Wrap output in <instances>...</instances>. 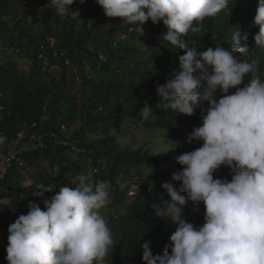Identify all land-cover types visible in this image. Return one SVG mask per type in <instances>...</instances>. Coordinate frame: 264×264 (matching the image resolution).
<instances>
[{
	"label": "trees",
	"instance_id": "16d2710c",
	"mask_svg": "<svg viewBox=\"0 0 264 264\" xmlns=\"http://www.w3.org/2000/svg\"><path fill=\"white\" fill-rule=\"evenodd\" d=\"M257 3L229 0L226 10L205 18L200 31H189L184 39L199 50L216 43L228 48L233 29L247 32V55L264 74V47L254 41L259 31L253 24ZM71 7L79 10V18H61L50 0H0V135L7 137L0 157L10 150L26 162L18 167L12 161L0 179V224L9 211V220L4 221L8 226L27 214L29 202L44 208L42 198L32 195L39 191L36 186H64L83 174L92 182L110 184V202L100 212L117 243L105 264H144L141 245L151 241L152 253L162 254L175 231V225L154 215L151 205L160 202L159 193L167 194L161 185L181 165L148 147L134 149L120 142L121 125L128 119L162 129L173 138L170 148L177 149V155L198 147L199 141L188 143L187 137L190 127L202 123L200 108L189 116L156 107L161 99L157 85L166 82L185 50L163 39L162 21L153 24L149 19L142 33L119 17H107L96 0H75ZM145 100L154 113L141 122ZM20 131L25 137H18ZM32 134L42 140V147L33 148L39 140L35 142ZM21 169L28 171L29 184H24ZM134 171L148 191L128 202ZM145 171L152 172L144 176ZM174 183L178 189L180 182ZM191 207L189 201L184 218L199 227L203 222ZM7 244L0 247V264H8Z\"/></svg>",
	"mask_w": 264,
	"mask_h": 264
},
{
	"label": "clouds",
	"instance_id": "9594fccd",
	"mask_svg": "<svg viewBox=\"0 0 264 264\" xmlns=\"http://www.w3.org/2000/svg\"><path fill=\"white\" fill-rule=\"evenodd\" d=\"M74 2L50 0L61 18L77 19L79 10L71 7ZM96 2L107 17H119L142 33V25L149 19L153 24L163 22V39L185 51L166 82L157 85L161 99L156 107L189 116L200 108L202 123L190 127L187 137L188 143L200 144L179 155L175 149L173 158L167 155L181 169L162 183L167 194L159 193L160 202L151 205L154 215L175 225V231L162 254L152 253L151 241L141 245L144 264H264V74L247 55V32L233 29L228 48L216 43L199 50L184 39L189 31L199 32L205 18L226 10L229 0ZM253 24L259 28L255 45L264 47V0H258ZM153 113L145 100L141 122ZM129 123L134 128L155 129ZM61 128L65 132L63 125ZM6 139L0 135V146ZM132 174L128 202L138 199L141 191H148L138 174ZM175 181L180 182L178 189ZM36 188L39 191L32 195L42 198L44 208L29 202L27 214H20L5 228L9 233L8 264H105L117 243L100 212L110 202V184L92 182L81 174L64 186L41 183ZM46 192L54 194L45 198ZM151 192L152 188L150 197ZM189 201L203 222L199 227L184 218Z\"/></svg>",
	"mask_w": 264,
	"mask_h": 264
},
{
	"label": "rangeland",
	"instance_id": "374dc122",
	"mask_svg": "<svg viewBox=\"0 0 264 264\" xmlns=\"http://www.w3.org/2000/svg\"><path fill=\"white\" fill-rule=\"evenodd\" d=\"M139 96L140 94L135 96V101L139 98ZM121 128H123L124 133L120 136V142H124V144L126 145H132V148L134 149L147 145L148 148H150L151 150H155L161 157L170 155L173 158L175 156V151L170 148L172 139L170 137H166L162 130H155V129L144 130L140 127L134 128L129 123L128 119H126L122 123ZM13 145H15V143H13ZM161 151H167V152H161ZM44 166L46 167V164ZM17 170L18 169H15L14 172H16ZM21 173L24 179V184L25 185L29 184L31 182V179L28 176L29 174L28 171H26V169L25 170L21 169ZM6 177H9V175L7 174ZM22 201L18 203L20 204ZM4 202H6V200H4ZM11 213L12 211H9L7 212L5 216H3L4 218H3V221H1L2 225L0 224L1 225L0 231L5 229L3 226H8L4 224V221L9 220L8 216H10ZM0 237H1V234H0Z\"/></svg>",
	"mask_w": 264,
	"mask_h": 264
},
{
	"label": "built area",
	"instance_id": "2783aa9c",
	"mask_svg": "<svg viewBox=\"0 0 264 264\" xmlns=\"http://www.w3.org/2000/svg\"><path fill=\"white\" fill-rule=\"evenodd\" d=\"M25 132L24 131H20L18 134L19 138H23L25 137ZM31 138L36 142L37 140H39V142L33 146V148H37L42 147L43 143L42 140L36 136L35 134L31 135ZM14 161L16 162V164L20 167L25 166V161L22 158H19L17 156V153H15V151H8L5 155L0 157V179H2L4 177V175L8 172L10 166H11V162ZM8 229V228H7ZM7 229H5L2 233H1V237H0V247L3 246L4 244L8 243L7 237L9 235Z\"/></svg>",
	"mask_w": 264,
	"mask_h": 264
},
{
	"label": "crops",
	"instance_id": "0c3cea01",
	"mask_svg": "<svg viewBox=\"0 0 264 264\" xmlns=\"http://www.w3.org/2000/svg\"><path fill=\"white\" fill-rule=\"evenodd\" d=\"M2 231H3V230H2ZM2 231H1V232H2ZM1 232H0V234H1Z\"/></svg>",
	"mask_w": 264,
	"mask_h": 264
}]
</instances>
